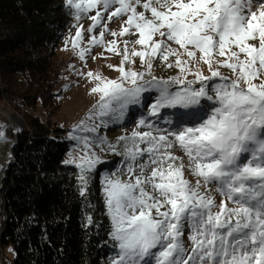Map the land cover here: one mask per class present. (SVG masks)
<instances>
[{"label": "snow or ice", "instance_id": "1", "mask_svg": "<svg viewBox=\"0 0 264 264\" xmlns=\"http://www.w3.org/2000/svg\"><path fill=\"white\" fill-rule=\"evenodd\" d=\"M67 4L77 20L96 10L89 17L88 32L97 26L110 31L103 22L104 12L110 22L126 17L120 31L110 34H138L134 44L144 49H130L129 41H124L121 63L114 69L120 73L118 80L87 73L97 81L91 92L100 94L89 120L109 112L123 115L129 104L140 103L142 92L153 89L158 95L150 105L151 116H158L161 109L204 107L202 99L215 105L191 126L184 121L196 113H177L175 127L169 119L165 121L169 128L147 124L149 131L119 137L131 140V146L125 147L131 161L147 153L149 162L138 166V174L129 165L128 180L105 179L109 235L118 248L113 264H264V0H67ZM83 31L78 26L71 41L74 49L79 48ZM103 38L104 32L99 39L93 35L90 44L99 45ZM105 49L121 55L115 39ZM87 51L79 48L81 60ZM197 53L210 75L198 68L193 71ZM134 57L140 58L148 75L153 59L167 63L175 57L167 66L178 68L180 75L144 80L145 73L124 67ZM221 68L229 69L234 78L222 75ZM188 75L194 79H187ZM197 83L198 89L193 87ZM173 85L181 87L173 91ZM139 123L145 126L146 121ZM176 150L183 156H177ZM66 163L80 169L83 193L86 173L100 163L99 158L85 155L79 163ZM186 171L195 183L185 179ZM213 191L224 199L217 202ZM186 224L191 230L190 249L182 240Z\"/></svg>", "mask_w": 264, "mask_h": 264}, {"label": "trees", "instance_id": "2", "mask_svg": "<svg viewBox=\"0 0 264 264\" xmlns=\"http://www.w3.org/2000/svg\"><path fill=\"white\" fill-rule=\"evenodd\" d=\"M51 2L0 0V72L30 105L4 179L0 246L12 248L10 264H100L116 248L96 181L105 168L82 193L79 168L64 160L66 129L51 121L66 70L52 62L61 20L49 13ZM37 106L48 115L34 113Z\"/></svg>", "mask_w": 264, "mask_h": 264}, {"label": "rangeland", "instance_id": "3", "mask_svg": "<svg viewBox=\"0 0 264 264\" xmlns=\"http://www.w3.org/2000/svg\"><path fill=\"white\" fill-rule=\"evenodd\" d=\"M100 10L103 11L102 9ZM137 10L144 11L142 6H138ZM48 11L50 14L57 16L61 20L59 40L56 42L57 44L54 50L52 62L58 64L59 66L66 67V70L62 74L56 88L58 92V96L56 98L58 104L56 106V110H54L51 114V121H56L58 126L65 128L66 134L70 140V149L65 155V162L75 160L79 163L80 158L85 155H94L99 158L100 163L97 164L93 170L86 173L87 182H91L96 179L94 176L96 170L99 171L105 168V171L96 180L97 183L100 184L99 189L103 191V195L105 197L104 184L106 178L128 180L130 177V174L128 173L129 165H132L138 174V166L149 162V156L147 153L143 156L137 157L135 162L131 161L126 156L125 147H130L132 142L130 139L121 141L119 137H131L133 131H149L150 129L147 127V124H152L153 128H169V125L165 123V121L169 119L172 120V126L175 127L177 126V113H196L197 115L192 119L184 121L185 126H191L193 122L206 118L207 115L210 114V109L215 105L202 99L201 105L204 107L197 106L188 110L161 109L158 116H151L149 114L150 105L155 103L158 95V93L153 89L142 92L140 96V103L129 104L123 111V115H120L119 112H109L108 115L103 117L97 115L93 120H89L88 116L90 112L95 110L100 94H93L91 92V89L96 86L97 81L89 78L87 73L92 72L107 79L118 80L120 78V73L114 69L121 63L124 41H129L130 49L133 47L136 50L144 49L142 46L134 44V41L138 39V34L126 35L123 37H113L110 34V31H120L126 17H117L110 22L107 19L108 13L104 12L103 22L107 23L110 31H105L103 27L97 26L93 32H88L87 29L92 25V21L89 17L94 15L96 10L87 14H82L81 19L77 20L75 18L74 10L69 8L67 0H52ZM146 15L150 16V13L146 12ZM78 26H83L84 30L83 39L80 41L79 48L89 49L84 60H81L78 55L79 48L74 49L71 43L75 37V32L77 31ZM130 31L134 33V29ZM100 32H104V42L95 46L91 45V37L95 35L97 36V39H99ZM114 39L118 41V47L121 55H116L115 53L106 51L105 49V45ZM155 39L159 40L160 37L156 36ZM169 43L171 47L178 48V46L174 43ZM250 43L258 44V41H252ZM199 55L200 54L197 53V60L193 62L191 66L193 71L198 68L204 75H210L207 65L199 61ZM241 58H243V56ZM132 59L134 62L127 63L124 67L126 70L131 69L137 72L145 73L144 80H150L152 76H155L158 80H168L172 77L180 75L178 68L174 66H167L168 63L174 62L175 57H170L167 63L159 57L153 59L151 75L147 74V69L139 57H134ZM220 71L222 75L234 78V74L229 69L221 68ZM6 78L7 77L0 72V89H2V92L0 91V97L3 104L6 102L13 104L17 98H20L27 104V109L24 111L23 115L20 116V118L23 119V126L26 127L25 117L26 113L28 114V112H30V105L24 99L22 90L6 88ZM187 79L191 80L194 79V77L192 75H188ZM214 82H219V80L216 79ZM139 83H143V81H139ZM179 87L181 86L173 85L171 90L175 91ZM193 87L198 89L200 84H194ZM209 94L214 95L211 92H209ZM3 104L2 106L4 107ZM113 107H116L115 103ZM14 108L18 109V106L14 105ZM34 113H40L43 116L48 115L47 110L42 111L39 106H37V109L34 110ZM141 119L146 121L145 126L140 125L139 122ZM81 122H83V127H80ZM94 125H98V127L95 131H90L89 129H91ZM72 137H76V139H73ZM85 139H87L88 142L87 146H85ZM101 140H103V143ZM140 147L143 149L146 148L147 145L140 144ZM113 148H115V151H113ZM175 154L177 156H183V153L178 150L175 151ZM67 164L76 165L75 163ZM60 173H63V171ZM185 179L195 183L196 178L186 171ZM211 187L212 186L209 185L210 189ZM211 194L216 197L217 202L224 199L215 191ZM229 206L231 207L234 205L229 202ZM1 229L2 225H0V230ZM190 231V228L186 224L185 235L182 237V240L184 241L185 246L189 249L191 248V242L188 240ZM114 251L115 252L112 257L102 258L100 264H113V260L117 258L118 248L116 247ZM11 258L12 248L9 246H0V264H10Z\"/></svg>", "mask_w": 264, "mask_h": 264}, {"label": "water", "instance_id": "4", "mask_svg": "<svg viewBox=\"0 0 264 264\" xmlns=\"http://www.w3.org/2000/svg\"><path fill=\"white\" fill-rule=\"evenodd\" d=\"M15 120L10 115L9 111L0 105V155L2 153L1 144L8 139H11L8 143L9 148L5 155V159L0 162V217L1 221L7 218V214L4 210V179L10 165L14 163V148L17 145V139L20 131L24 128L23 124ZM6 152V150H5ZM0 221V224H1Z\"/></svg>", "mask_w": 264, "mask_h": 264}, {"label": "bare ground", "instance_id": "5", "mask_svg": "<svg viewBox=\"0 0 264 264\" xmlns=\"http://www.w3.org/2000/svg\"><path fill=\"white\" fill-rule=\"evenodd\" d=\"M0 91L2 92V89H0ZM3 104V101L0 97V105ZM4 107L10 112V115L12 116V118L15 120L14 122L18 121L19 123L23 121V119L20 118L21 115H23L24 111L27 109L26 106L27 104L22 101L20 98L15 99V101L13 102V104L6 102L5 104H3ZM14 105L18 106V109L14 108ZM19 115V116H18ZM11 139L5 140L2 144H1V150L2 153L0 155V162H2L5 159V155L7 153V150L9 148V144L8 143ZM6 150V152H5ZM0 221H1V217H0ZM2 224V221H1ZM0 224V225H1Z\"/></svg>", "mask_w": 264, "mask_h": 264}]
</instances>
